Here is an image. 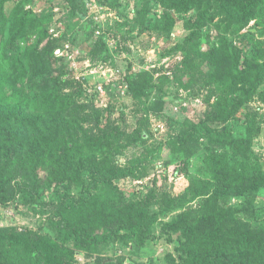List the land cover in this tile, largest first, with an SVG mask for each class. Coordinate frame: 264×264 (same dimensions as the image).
I'll use <instances>...</instances> for the list:
<instances>
[{"label": "trees", "instance_id": "trees-1", "mask_svg": "<svg viewBox=\"0 0 264 264\" xmlns=\"http://www.w3.org/2000/svg\"><path fill=\"white\" fill-rule=\"evenodd\" d=\"M32 1L0 0V204L8 206L18 194L24 201L39 204L48 192L59 204L54 228L75 248L93 251L119 239L144 245L153 238L152 227L158 221L153 210L157 196L152 192L150 197L136 199L114 184L117 178L145 176V169L139 167L143 159L122 167L105 137L78 139L73 135L74 123L67 111L74 98L62 93L69 67L55 55L67 38L49 36L41 15L27 9ZM156 1L167 10L170 26L175 18L169 11L193 13L187 17L190 28H203L217 20L219 43L203 50L196 37L191 39L196 34L192 33L186 44L204 58L214 81L226 87L225 97L231 105L237 104L222 117L230 118L228 125L215 127L199 120L169 141L186 157L203 144L210 153L205 159L208 178L192 180L187 188L202 197L199 205L162 225L161 234L174 245L175 253L166 255L168 264H264V215L258 210L264 170L251 143L234 134L239 125L238 106L264 80V51L259 46L250 49L248 44L238 47L228 40V35L240 34L253 21L256 27L262 26L264 34V0ZM9 3H13L11 14ZM81 31L80 27L77 32ZM253 35L250 29L244 34L246 38ZM75 38L70 39L73 45ZM147 84L132 79L133 96L146 95ZM239 89L246 95L240 104L231 99ZM164 103L163 96L157 111ZM227 108L226 103L222 113ZM146 134L141 131L135 140L142 141ZM81 169L90 171L95 190L88 186L81 195L71 197L68 180L76 176L80 183ZM14 179L19 182L13 185ZM46 240L0 231V244L34 246L33 256L42 253L46 264H68L73 251L63 252ZM98 264L121 263L105 259ZM148 264H154L153 260Z\"/></svg>", "mask_w": 264, "mask_h": 264}, {"label": "rangeland", "instance_id": "rangeland-1", "mask_svg": "<svg viewBox=\"0 0 264 264\" xmlns=\"http://www.w3.org/2000/svg\"><path fill=\"white\" fill-rule=\"evenodd\" d=\"M12 7L13 3L7 5L9 14ZM53 7L59 9L58 22L69 31L70 39L76 37L74 44L79 51L76 68L71 69L64 62L69 69L62 93L74 98L67 111L74 123L72 133L78 139L85 135L105 137L122 167L135 159H143L139 167L141 171L145 169V176L117 178L114 184L136 199L150 197L153 192L152 195L157 196L153 210L158 221L152 227L153 238L144 245L119 239L108 241L97 250L85 251L66 242L62 233L54 228V212L59 204L47 192L42 194L39 204L24 201L19 194L8 206L0 204V231L33 240L47 239L63 252L72 250L68 264H98L105 259L121 264H148L151 260L154 264H168L166 255L175 253L174 245L161 234L162 225L199 205L202 197H195L196 193L187 188L192 180L208 178L205 159L210 153L207 144H203L195 154L186 157L169 141L199 120H207L215 127L228 125L230 118L222 117L237 105H231L226 99V87L214 81L204 58L192 45L186 44L192 33L196 34L191 39L196 37V43H200L203 50L219 43L217 20L203 28H190L187 17L193 13L169 11L175 18L170 26L167 10L156 0H53ZM51 19V15H44L40 21L47 25ZM80 27L83 31L77 32ZM249 29L254 35L246 38L244 34ZM261 29L262 26L256 27L253 21L240 34L228 35V40L238 47L248 44L250 49L259 46L264 51ZM7 37L8 31L2 37L3 43ZM88 59L91 68L87 67ZM92 69L96 71L94 74L90 72ZM104 71L112 73L108 78L113 82H107L105 97H99L97 102L90 98L87 89H93V83L102 79ZM122 79L128 81V87L113 85ZM132 79L149 83L148 93L142 98L133 96ZM163 96L164 106L157 111ZM245 98L243 89L231 97L238 104ZM226 103L228 108L222 113ZM236 116L239 125L235 136L251 143L256 160L264 170V80L256 92L238 106ZM143 130L146 137L137 142L135 138ZM227 152L231 154V150ZM79 179L80 183L76 176L68 180L67 193L71 197L81 195L88 186L96 187L89 170L81 169ZM16 182L19 180L14 179L12 184ZM102 189L100 192H104ZM261 196L258 210L263 216L264 190ZM235 201L232 199L231 203ZM35 250L34 246L2 243L0 264H18V261L19 264H39V259L40 264H46L47 258L42 253L33 256Z\"/></svg>", "mask_w": 264, "mask_h": 264}, {"label": "built area", "instance_id": "built-area-1", "mask_svg": "<svg viewBox=\"0 0 264 264\" xmlns=\"http://www.w3.org/2000/svg\"><path fill=\"white\" fill-rule=\"evenodd\" d=\"M27 9H31L33 12L40 14L41 16H52L51 21L47 24L49 36L53 38H61L66 35L67 38V40L61 45V47L55 50V55L58 58L66 61L70 65L71 69L76 68L78 66L76 58L79 54V51L77 50V47L71 43L70 34L68 33L65 26L58 22L56 13L59 11V9L53 7V0H33L27 6ZM87 62V67L91 68L92 64L90 63L89 59L87 60ZM90 72L91 74H94L96 71L92 69ZM108 76L112 77V73H107L106 71H104L102 73V79H97L93 83V89H87L90 98H95L96 101L99 102V97H105L107 82H113V79L111 80L110 78H108ZM113 85L116 87H128V81L126 79H122L118 81L117 84Z\"/></svg>", "mask_w": 264, "mask_h": 264}]
</instances>
